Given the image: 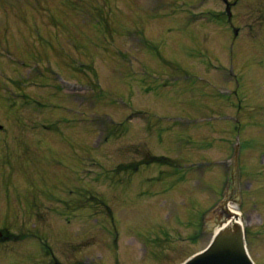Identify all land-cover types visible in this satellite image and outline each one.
Listing matches in <instances>:
<instances>
[{"label":"rangeland","instance_id":"rangeland-1","mask_svg":"<svg viewBox=\"0 0 264 264\" xmlns=\"http://www.w3.org/2000/svg\"><path fill=\"white\" fill-rule=\"evenodd\" d=\"M224 1L231 22L223 0H0V264H179L209 243L236 152L264 170V0ZM231 174L264 264V203L254 228L258 188Z\"/></svg>","mask_w":264,"mask_h":264},{"label":"water","instance_id":"water-1","mask_svg":"<svg viewBox=\"0 0 264 264\" xmlns=\"http://www.w3.org/2000/svg\"><path fill=\"white\" fill-rule=\"evenodd\" d=\"M187 264H252L246 254L241 227L222 230L208 250Z\"/></svg>","mask_w":264,"mask_h":264},{"label":"bare ground","instance_id":"bare-ground-1","mask_svg":"<svg viewBox=\"0 0 264 264\" xmlns=\"http://www.w3.org/2000/svg\"><path fill=\"white\" fill-rule=\"evenodd\" d=\"M230 208H231L232 210H236V207H235L234 205H230Z\"/></svg>","mask_w":264,"mask_h":264}]
</instances>
